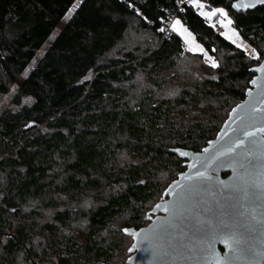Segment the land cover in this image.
<instances>
[{
  "label": "trees",
  "instance_id": "1",
  "mask_svg": "<svg viewBox=\"0 0 264 264\" xmlns=\"http://www.w3.org/2000/svg\"><path fill=\"white\" fill-rule=\"evenodd\" d=\"M202 1L226 8L264 58V6ZM173 15L218 67L165 34ZM211 25L189 0H0V103L12 93L0 112V264H123L132 255L133 233L187 168L173 150L202 151L217 136L262 60ZM117 236L127 237L126 258Z\"/></svg>",
  "mask_w": 264,
  "mask_h": 264
},
{
  "label": "water",
  "instance_id": "2",
  "mask_svg": "<svg viewBox=\"0 0 264 264\" xmlns=\"http://www.w3.org/2000/svg\"><path fill=\"white\" fill-rule=\"evenodd\" d=\"M258 6L264 4L233 10ZM260 63L251 68V86L217 136L202 151L173 150L188 153L182 156L187 168L166 190L168 198L156 204L157 216L134 232L133 253L123 264H217L218 259L264 264V72L256 70ZM246 131L253 135L245 137ZM238 140L244 144L237 145ZM198 172L205 175L198 177Z\"/></svg>",
  "mask_w": 264,
  "mask_h": 264
},
{
  "label": "snow or ice",
  "instance_id": "3",
  "mask_svg": "<svg viewBox=\"0 0 264 264\" xmlns=\"http://www.w3.org/2000/svg\"><path fill=\"white\" fill-rule=\"evenodd\" d=\"M189 3L193 5L194 7L198 8L200 10V15L205 17L206 20L212 21L213 17H216L219 15L220 20L219 24L220 26L224 29L223 31L220 32V35L225 37L231 44L235 45L238 49H241L244 53L248 54L251 58L259 60L261 54L257 52L255 48H252L251 51L249 52L248 47L242 42L240 33L238 30L233 27V20L229 17V13L226 11L225 8L223 7H213L211 10H205V5L201 2V0H189ZM256 4H264V0H251V2L248 3H233L231 5L232 8L234 9H240V8H251L255 7ZM77 7L79 6L78 4L76 5ZM129 7H133L132 4H129ZM73 9H69V11H72ZM137 13L139 14V9H137ZM145 19H147L145 17ZM212 27H215V24L211 25ZM171 29L173 32L177 33L181 38H183L185 45L187 46V51L192 52L193 54H202L204 57V60L206 63H209L211 67L216 68L218 67V61L213 57L210 56L208 51L199 43L195 41L193 38V34L191 31L186 28L181 20L176 19L171 23ZM160 31H165L164 28H161ZM215 51V49H213ZM183 55V54H182ZM259 72H264V63H260L259 68L256 69ZM87 79V77H86ZM253 83H256L257 81L253 80ZM241 105H237V108H240ZM236 109H233V112H235ZM260 131H264V129H261ZM245 137L253 135L251 132H245L244 133ZM237 145H243L244 141L243 140H238ZM205 152L208 151V149L204 150ZM227 151H232L231 148H229ZM181 156H187V152H180ZM247 155L251 156L252 151L249 150L247 152ZM205 173L203 172H198L197 176L198 177H203ZM160 205H157L159 207ZM125 233H127L129 230L127 228L123 229ZM133 235H135L133 233ZM225 243H229V239H225ZM231 247V245L229 244ZM135 247V246H133ZM129 251H132V249H129ZM217 264H227V261H221L218 259Z\"/></svg>",
  "mask_w": 264,
  "mask_h": 264
},
{
  "label": "rangeland",
  "instance_id": "4",
  "mask_svg": "<svg viewBox=\"0 0 264 264\" xmlns=\"http://www.w3.org/2000/svg\"><path fill=\"white\" fill-rule=\"evenodd\" d=\"M201 2L205 5V10L207 11V10H211V8H213V7H223V6H209V5H207L204 1H202L201 0ZM77 4H79L78 2H76L75 4H74V6L71 8V9H73L72 11H68L67 12V14L64 16V18L59 22V24L56 26V28L54 29V31L52 32V34H51V36L48 38V40L46 41V43L44 44V46L40 49V51H39V54L41 55L45 50H46V48L50 45V43L52 42V40L54 39V37L56 36V34H57V32L60 30V28L62 27V25L69 19V17H70V15L72 14V12L75 10V8L77 7L76 5ZM224 8V7H223ZM226 9V8H225ZM197 10L200 12V10L197 8ZM227 11V10H226ZM227 12H229V11H227ZM229 17L233 20V16L232 15H230L229 14ZM176 19H179V20H181V18H179V17H177V16H175V17H173V19H171L170 20V28H171V23L173 22V21H175ZM219 20H220V17H219V15H217L216 17H213V19H212V21H208L210 24H215V27L216 26H220V24H219ZM181 22H182V24L186 27V28H188L184 23H183V21L181 20ZM233 27H235L236 29H237V27L234 25V21H233V25H232ZM188 30L189 31H191L189 28H188ZM224 30V29H223ZM222 30V31H223ZM238 30V29H237ZM171 31H172V29H171ZM192 32V31H191ZM238 32L240 33V31L238 30ZM192 34H193V38L195 39V41L197 42V43H199V44H201L204 48H205V46H204V44L202 43V42H200L197 38H196V36H195V34L192 32ZM240 36H241V40H242V42L248 47V50H249V52L251 51V49L252 48H255L252 44H250L248 41H246L244 38H243V36L241 35V33H240ZM184 41V40H183ZM263 44H264V42L262 43V47H263ZM264 48V47H263ZM184 49L186 50L187 49V46L185 45V43H184ZM256 49V48H255ZM257 50V49H256ZM257 52H258V50H257ZM209 53V52H208ZM259 53V52H258ZM209 55L210 56H213L212 54H210L209 53ZM214 57V56H213ZM215 58V57H214ZM216 59V58H215ZM262 59V56H260V59L259 60H256V59H254V61H256V62H258V61H260ZM263 60V59H262ZM261 60V61H262ZM11 99H12V93H9V94H7L5 97H2L1 98V105H0V112L3 110V108L5 107V106H7V105H9V103L11 102ZM225 174V173H224ZM159 178L161 179V181H162V185H163V187L165 188L167 185H169L170 184V182H171V177H170V174L169 173H164V174H160L159 175ZM178 178V177H177ZM51 215V214H50ZM69 232V231H68ZM82 232V230H79L78 228L75 230V232H74V234H75V236L73 235L72 237H73V239H75V240H77V241H83V234L81 233ZM116 240L117 241H119V243L122 245L121 246V248H119L118 249V251H119V253L121 254V255H123L125 258L127 257V251H126V249H123V250H121L122 248H123V246L125 245V243H126V241H127V237L126 236H123V237H121V236H117V238H116ZM121 251V252H120Z\"/></svg>",
  "mask_w": 264,
  "mask_h": 264
},
{
  "label": "built area",
  "instance_id": "5",
  "mask_svg": "<svg viewBox=\"0 0 264 264\" xmlns=\"http://www.w3.org/2000/svg\"><path fill=\"white\" fill-rule=\"evenodd\" d=\"M180 9L182 8L181 6L179 7ZM173 17H175V15L172 16L171 19H173ZM170 19V20H171ZM208 21V20H207ZM215 29L218 31V32H221L223 30V28L221 26H216ZM171 33V28H170V24L166 27V32L165 34H170Z\"/></svg>",
  "mask_w": 264,
  "mask_h": 264
},
{
  "label": "flooded vegetation",
  "instance_id": "6",
  "mask_svg": "<svg viewBox=\"0 0 264 264\" xmlns=\"http://www.w3.org/2000/svg\"><path fill=\"white\" fill-rule=\"evenodd\" d=\"M219 248H220L221 250H223V247H222V246H220Z\"/></svg>",
  "mask_w": 264,
  "mask_h": 264
}]
</instances>
